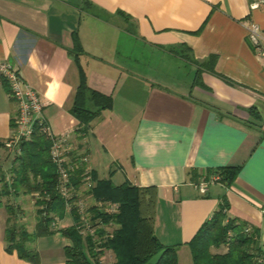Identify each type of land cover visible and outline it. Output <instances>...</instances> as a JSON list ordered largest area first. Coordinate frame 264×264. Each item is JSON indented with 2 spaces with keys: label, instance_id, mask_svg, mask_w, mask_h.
<instances>
[{
  "label": "crops",
  "instance_id": "1",
  "mask_svg": "<svg viewBox=\"0 0 264 264\" xmlns=\"http://www.w3.org/2000/svg\"><path fill=\"white\" fill-rule=\"evenodd\" d=\"M250 1L0 0V60L38 94L52 133L76 126L78 66L110 95L71 140L97 178L116 164L121 182L154 186L153 232L177 244L176 264H192L186 242L221 203L264 243V67L246 37L252 24L264 33V2ZM14 114L0 81V140ZM220 166L236 167L230 184L199 194L195 180ZM0 264L31 263L0 243Z\"/></svg>",
  "mask_w": 264,
  "mask_h": 264
},
{
  "label": "trees",
  "instance_id": "2",
  "mask_svg": "<svg viewBox=\"0 0 264 264\" xmlns=\"http://www.w3.org/2000/svg\"><path fill=\"white\" fill-rule=\"evenodd\" d=\"M212 59L209 56L201 65L210 69ZM77 69L78 81L68 113L76 121L75 132L82 135L93 118L102 110L110 108L111 97L89 88L83 71L79 66ZM3 144L4 140H0V150H5ZM48 149L49 141L40 125L35 123L30 136L17 142L7 180L0 166V207H4L7 214L3 229L5 252H15L18 258L37 264L36 252L26 245L36 236L59 230L68 239V243L62 246L63 264L96 263L102 249L112 253L111 264H144L159 250L162 253L155 264H176L177 244L164 245L153 232L154 186H136L127 181L114 184L109 177L97 178L90 171L93 184L85 192L89 195L86 208L88 221L96 227L94 234L99 237L104 234L100 226H114L111 234L102 239H94L89 235L82 237L76 226L79 221L74 207L71 206L70 211L65 213L64 200L55 189V167L49 159ZM235 171L234 166H220L203 177L216 174L217 183L228 186ZM75 174L72 184L77 187L79 171ZM18 187L22 188L23 194H38L33 202L34 230L30 233L22 227L16 230L13 223L9 224L13 209L11 204L2 203V197L10 192L16 195ZM99 202L113 203L115 209L112 212L99 209ZM226 210V203L219 204L186 242L192 264H264V243L259 245L257 242V228L236 217H228ZM65 216L69 220L66 226L51 227L53 218L62 220ZM221 248L223 250L218 251Z\"/></svg>",
  "mask_w": 264,
  "mask_h": 264
},
{
  "label": "built area",
  "instance_id": "3",
  "mask_svg": "<svg viewBox=\"0 0 264 264\" xmlns=\"http://www.w3.org/2000/svg\"><path fill=\"white\" fill-rule=\"evenodd\" d=\"M264 0H251L248 4L249 9H255ZM248 38L256 56L262 59L264 67V33L256 24H252L246 29ZM0 81L6 86L8 95L15 103V114L12 118L11 129L8 137L4 139V148L8 153H14L17 142L21 139H27L32 131L33 125H40L41 131L49 141L48 156L54 164L56 181L55 189L64 200L65 213L74 207L78 216L79 223L76 225L82 237L87 235L95 236V226H91L87 217V204L89 195L85 192L91 188L93 182L90 177V167L88 165V155L86 152L77 148L72 140L71 134L75 127L65 129L60 133H52L41 116L43 102L34 90L24 84L17 72L6 61L0 60ZM79 171V185L76 187L72 184L76 171ZM218 176L210 175L208 178L201 177L193 183L196 191L203 195L207 186L216 183ZM34 198L38 197L36 192L32 193ZM99 209L112 212L115 204L110 202L97 203ZM61 219L53 218L50 222L51 227H56Z\"/></svg>",
  "mask_w": 264,
  "mask_h": 264
},
{
  "label": "rangeland",
  "instance_id": "4",
  "mask_svg": "<svg viewBox=\"0 0 264 264\" xmlns=\"http://www.w3.org/2000/svg\"><path fill=\"white\" fill-rule=\"evenodd\" d=\"M184 72H186V68H184ZM13 153H8L6 150H0V166L4 172V176L7 180L8 177V168L10 165L11 157ZM103 163H107L105 160H101ZM106 165V164H105ZM111 170H114L116 173L111 177V181L114 184H119L122 181V173L116 164L110 165ZM125 169V168H124ZM101 173V172H100ZM1 184V183H0ZM22 188L18 187V192L2 197V203L11 204L13 212L9 215L10 221L9 224L13 223L16 227V230H19L22 227L27 232H33L34 224H35V205L32 193L23 194ZM6 212L4 207H0V243L2 245L5 244L4 239L2 238L3 227H5V219L3 225V216L6 217ZM69 220L67 216L63 217V219L58 222L56 228H61L68 224ZM113 224L100 226L104 230V234L100 237L104 238L106 235H110L113 229ZM98 235L94 236V239L100 238ZM68 243V239L61 235L59 230H55L51 234L36 236L31 243H28L26 247H31L37 255V260L41 262L51 261L54 258H62V246ZM97 250V249H96ZM212 250V249H211ZM85 252V251H84ZM176 252V250H175ZM113 260L112 253L108 249H102L101 253L97 257L96 263L92 264H111Z\"/></svg>",
  "mask_w": 264,
  "mask_h": 264
},
{
  "label": "water",
  "instance_id": "5",
  "mask_svg": "<svg viewBox=\"0 0 264 264\" xmlns=\"http://www.w3.org/2000/svg\"><path fill=\"white\" fill-rule=\"evenodd\" d=\"M161 253H162V250H159L154 255H152L144 264H155L159 256L161 255Z\"/></svg>",
  "mask_w": 264,
  "mask_h": 264
}]
</instances>
